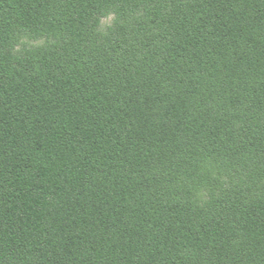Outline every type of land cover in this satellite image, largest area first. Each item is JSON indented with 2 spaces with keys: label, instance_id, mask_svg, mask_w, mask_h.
<instances>
[{
  "label": "trees",
  "instance_id": "1",
  "mask_svg": "<svg viewBox=\"0 0 264 264\" xmlns=\"http://www.w3.org/2000/svg\"><path fill=\"white\" fill-rule=\"evenodd\" d=\"M0 264H264V0H0Z\"/></svg>",
  "mask_w": 264,
  "mask_h": 264
},
{
  "label": "rangeland",
  "instance_id": "2",
  "mask_svg": "<svg viewBox=\"0 0 264 264\" xmlns=\"http://www.w3.org/2000/svg\"><path fill=\"white\" fill-rule=\"evenodd\" d=\"M115 21L116 17L113 12H108L101 16L98 27L99 33L106 35L113 28ZM53 42L54 40L50 37L31 38L27 35H21L13 47V52L19 55L24 51L40 48Z\"/></svg>",
  "mask_w": 264,
  "mask_h": 264
}]
</instances>
